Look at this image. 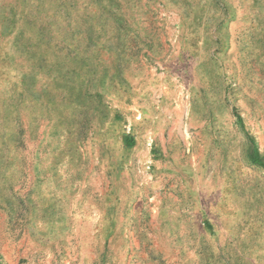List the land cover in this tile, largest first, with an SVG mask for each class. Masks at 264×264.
<instances>
[{
    "label": "rangeland",
    "instance_id": "1",
    "mask_svg": "<svg viewBox=\"0 0 264 264\" xmlns=\"http://www.w3.org/2000/svg\"><path fill=\"white\" fill-rule=\"evenodd\" d=\"M142 88L202 162L127 144ZM256 151L264 0H0V264H264Z\"/></svg>",
    "mask_w": 264,
    "mask_h": 264
},
{
    "label": "crops",
    "instance_id": "2",
    "mask_svg": "<svg viewBox=\"0 0 264 264\" xmlns=\"http://www.w3.org/2000/svg\"><path fill=\"white\" fill-rule=\"evenodd\" d=\"M143 88L140 91L141 97L132 99V124L135 128V133L130 135L134 140L132 146L141 149L143 139L148 137L155 140V147L150 150V154L156 162L165 159L169 163H177L183 157L187 161L202 162L209 143L219 139V135L208 132L212 127L208 128L207 123L198 126L191 121L190 115L194 113L195 107L190 105L176 103L157 114L152 91ZM172 167L173 164L170 165Z\"/></svg>",
    "mask_w": 264,
    "mask_h": 264
},
{
    "label": "trees",
    "instance_id": "3",
    "mask_svg": "<svg viewBox=\"0 0 264 264\" xmlns=\"http://www.w3.org/2000/svg\"><path fill=\"white\" fill-rule=\"evenodd\" d=\"M238 118L241 119L240 115H238ZM127 144L129 146H132L134 144V140L130 138V136L127 137ZM255 162L260 164V165H264V163L261 161L260 157H259V153L256 151L255 152Z\"/></svg>",
    "mask_w": 264,
    "mask_h": 264
}]
</instances>
